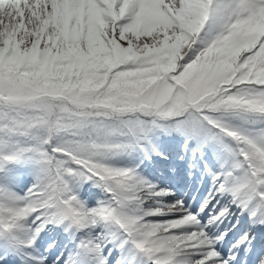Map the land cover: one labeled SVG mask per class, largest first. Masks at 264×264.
<instances>
[{"label":"snow or ice","instance_id":"snow-or-ice-1","mask_svg":"<svg viewBox=\"0 0 264 264\" xmlns=\"http://www.w3.org/2000/svg\"><path fill=\"white\" fill-rule=\"evenodd\" d=\"M0 264H264V0H0Z\"/></svg>","mask_w":264,"mask_h":264}]
</instances>
